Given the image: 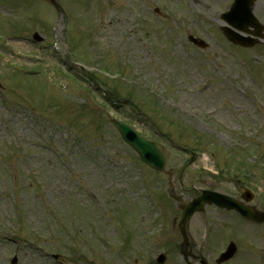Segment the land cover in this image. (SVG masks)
Returning <instances> with one entry per match:
<instances>
[{
    "label": "rangeland",
    "instance_id": "obj_1",
    "mask_svg": "<svg viewBox=\"0 0 264 264\" xmlns=\"http://www.w3.org/2000/svg\"><path fill=\"white\" fill-rule=\"evenodd\" d=\"M57 1L65 15L56 25L54 9L39 0H0V264L14 255L16 264H156L158 254L166 256L164 264H184L176 250L180 212L164 199L168 179L156 183L157 176L137 163L110 117L145 136L157 133L178 193L177 177L190 155L169 141L198 151L183 174L184 202L192 188L219 181L210 174L220 178L223 171L220 193L238 196L240 186H251L264 210V41L250 49L226 41L219 14L232 0ZM253 14L264 24V0H255ZM36 30L41 44L31 40ZM17 31L22 37L13 35ZM189 35L209 48L190 45ZM91 39L100 55L84 61ZM59 48L86 68L94 63L120 71L116 81L124 77L133 98L122 104L128 87H116L115 108L104 95L112 80L97 76L106 84L89 85L61 61ZM143 93L154 106L137 98ZM169 114L180 127L162 119ZM244 149L252 154L239 156ZM242 161L245 173L233 177ZM72 204L80 211L74 232L64 218ZM230 219L212 208L195 214L189 221L194 254L199 249L215 264L220 245L237 235L239 253L224 264H264V226ZM59 230L64 233L54 234ZM32 233L50 238L24 242ZM77 234L87 239L83 258ZM56 243L65 250L55 260V250L45 251Z\"/></svg>",
    "mask_w": 264,
    "mask_h": 264
},
{
    "label": "water",
    "instance_id": "obj_2",
    "mask_svg": "<svg viewBox=\"0 0 264 264\" xmlns=\"http://www.w3.org/2000/svg\"><path fill=\"white\" fill-rule=\"evenodd\" d=\"M44 1L57 7L54 0H44ZM249 1L251 5L252 0H249ZM248 3L245 0H235L234 5L230 9V11L224 16L225 20L234 28L241 29V28H247V26L258 28L255 19H253L250 13V10H248ZM244 4H247V7H244ZM222 30L226 38L233 44H238L241 46H244V45L251 46L253 43L256 42L252 39L251 40L243 39L242 37H240L239 35H237L235 32H233L231 29L227 27L222 28ZM257 36L261 37L260 30L257 32ZM113 123L116 126L119 133L121 134L123 140L126 143H128L134 150L138 152V154L140 155V157L142 158L144 162H146L148 165H150L152 168L156 170L161 171L164 169L165 159L162 153L158 151L153 144L148 143L142 138H139L134 132H132L128 127L124 126L123 124H120L116 121H113ZM215 198H217V199H214V201L217 202V204L223 205L226 202L223 197H220L218 195H216ZM195 203H197V206L202 205L201 201H198V202L195 201L194 204L184 209L183 210L184 216H183L182 222H184L191 215V213L194 212ZM237 210L242 213H247L245 212V210L241 208H238ZM247 214H249V217L251 218L257 217V218L264 220V214L255 213V212H252L251 210H249V213ZM161 261H163V257H160L159 262Z\"/></svg>",
    "mask_w": 264,
    "mask_h": 264
}]
</instances>
